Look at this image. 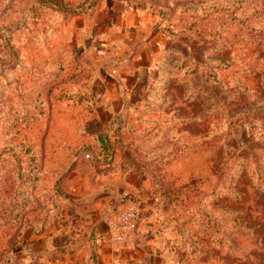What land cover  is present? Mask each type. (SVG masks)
I'll return each instance as SVG.
<instances>
[{"label": "rangeland", "instance_id": "374dc122", "mask_svg": "<svg viewBox=\"0 0 264 264\" xmlns=\"http://www.w3.org/2000/svg\"><path fill=\"white\" fill-rule=\"evenodd\" d=\"M138 230L151 264H264V0H0V264Z\"/></svg>", "mask_w": 264, "mask_h": 264}, {"label": "crops", "instance_id": "0c3cea01", "mask_svg": "<svg viewBox=\"0 0 264 264\" xmlns=\"http://www.w3.org/2000/svg\"><path fill=\"white\" fill-rule=\"evenodd\" d=\"M120 98L124 99V94H121ZM108 183H109V181L105 182L102 180V181L96 182L92 186L93 192H90V193H92V196L96 193H97V195L99 194L98 197L100 200L95 203L96 205L94 206V209L89 208L90 209L89 210L90 216L93 215V217H95V216L99 215V217H100L101 214L105 213V211L108 210L106 207L108 202L105 203L106 195L104 197L100 198V196H101L100 194H106V193L111 194L115 191V189L117 187V186H115V184H111V183L108 184ZM88 189H89V187H88ZM88 197H89V195H88ZM93 199H95V198H93ZM83 203L81 205V209H82V207H86L83 205ZM125 204H127V202H124L123 205H122V203H119L118 206L116 207L117 209H115V210L122 209ZM78 210L83 217L87 218V215H85L83 212H81L80 209H78ZM112 213H110V214H112ZM90 216H88V217H90ZM103 216H105V215H103ZM97 224L99 225L100 223L93 222L91 224V226L95 227V229H96L98 226ZM95 243H96L95 252L97 254L96 257H97V262H98L97 264H151L150 259L153 256H150V254L144 250L143 239H142L141 235L139 234V230L136 231L134 235L132 234V236H130L127 239V241L125 243H122L121 245L111 243L106 237H103L101 240H99V239L95 240ZM114 245H115V247L118 246V248H119V252L117 254H113L112 248L114 247Z\"/></svg>", "mask_w": 264, "mask_h": 264}, {"label": "built area", "instance_id": "2783aa9c", "mask_svg": "<svg viewBox=\"0 0 264 264\" xmlns=\"http://www.w3.org/2000/svg\"><path fill=\"white\" fill-rule=\"evenodd\" d=\"M118 220L110 225V234L116 242H120L126 233L134 229L137 219L138 211L136 208H128L117 216Z\"/></svg>", "mask_w": 264, "mask_h": 264}, {"label": "trees", "instance_id": "16d2710c", "mask_svg": "<svg viewBox=\"0 0 264 264\" xmlns=\"http://www.w3.org/2000/svg\"><path fill=\"white\" fill-rule=\"evenodd\" d=\"M105 138H106V140H105ZM104 138V144H102L103 142H101V143H99V144H101L99 147H101L102 149H103V152H105V154L104 155H100V157H101V159H103V161H105L106 163L107 162H110V160L109 159H111V152H109V148H110V145H109V140H108V136H106ZM102 140V139H101ZM124 171V170H123ZM127 171H124L123 173L125 174ZM101 175V174H100ZM108 176H113L114 175V173H112V171H110L108 174H107ZM127 175V174H126ZM138 224H139V222H137V226H138ZM136 226V227H137ZM89 259H91V260H93V257H92V255L91 256H89L88 257ZM93 264V263H92Z\"/></svg>", "mask_w": 264, "mask_h": 264}]
</instances>
